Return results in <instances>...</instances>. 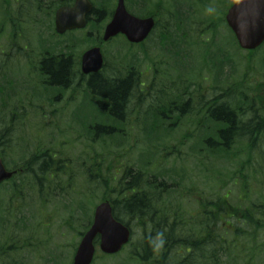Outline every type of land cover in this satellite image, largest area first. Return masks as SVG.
Wrapping results in <instances>:
<instances>
[{
	"label": "rangeland",
	"instance_id": "rangeland-1",
	"mask_svg": "<svg viewBox=\"0 0 264 264\" xmlns=\"http://www.w3.org/2000/svg\"><path fill=\"white\" fill-rule=\"evenodd\" d=\"M16 1L0 0V135L4 133L0 148L8 168H24L26 172L0 187V227L3 228L0 264H72L79 234L88 227L95 207L109 200L107 188L100 186L89 172L92 176H105L109 189L115 191L114 197L123 198L132 191L121 189L117 180L130 167L133 171L123 176L124 184L131 181V176L141 174L140 183L142 179L152 183L154 189L149 191L155 196L152 202L162 210L178 202L194 215L200 211L199 198L214 200L226 194L237 206L245 183L255 189L252 197L257 196L264 203L263 176L252 173L261 159L257 153L246 152V141L230 150L234 158L216 162L207 152L205 140L203 143L202 138L198 139L202 129L197 124L201 119L206 120L203 113L167 114L163 119H159L162 111L150 113L152 107L162 105L163 98L175 97L180 105L196 106L197 100L194 98L190 104L189 99L197 88L201 89L196 94L200 99L228 87L233 90L228 92L238 100L242 90H246L249 98L258 97V104L264 107V64L261 65L264 46L249 55L240 51L224 21L226 7L235 0H148L146 11L157 13L160 21L151 41L131 47L118 36L102 46L105 75L113 76L119 70L135 66L138 80L145 84L138 85L122 121L105 119L114 131L103 136L101 133L96 136L92 129L96 122H103L87 98L86 80L82 81L76 73L79 74L80 66L76 64L73 68L77 76L69 90L43 86L38 67L46 58L58 60L68 53L77 59L91 47L90 42L83 40L96 26L57 36L51 8L38 12L32 3L29 15L18 18L24 24L29 53V58L24 59L9 42L12 39L9 22L16 18L12 13ZM18 1L24 2L26 12L28 1ZM49 1L48 5L53 6L54 0ZM10 2H14L12 7ZM115 2L109 0V12ZM174 12L185 30L180 37L173 33L164 48L160 33L165 25L169 33L172 31L168 20ZM96 36L98 33L92 40ZM206 45L210 50L205 49ZM207 51L215 56L214 60L217 56L228 59L222 73L218 74L208 64ZM147 113L150 114L146 116ZM8 129L11 131L7 132ZM146 129L151 135H145ZM45 154L52 158L51 166L43 176L31 174ZM61 159L66 174L57 172L52 177L48 173L57 171ZM246 160L250 162L246 164ZM150 174L160 178L154 182ZM37 176L42 177L40 181ZM176 184L181 188L176 189ZM127 222L133 231L131 245L112 257L98 251L94 264H142L143 260L133 250L143 235L145 238V220ZM148 238L149 257L155 260L160 255L152 237ZM236 249L235 255L241 254L244 259H225L229 264H248L245 259L251 257V264H264V256L251 255L248 244ZM165 260L170 262L169 256Z\"/></svg>",
	"mask_w": 264,
	"mask_h": 264
},
{
	"label": "trees",
	"instance_id": "trees-1",
	"mask_svg": "<svg viewBox=\"0 0 264 264\" xmlns=\"http://www.w3.org/2000/svg\"><path fill=\"white\" fill-rule=\"evenodd\" d=\"M69 4V2L66 3L65 1L61 3V5ZM146 4L147 0H143L141 6L144 8ZM95 5L96 9L93 14L99 16L103 22L112 16L111 12L108 11L109 0L96 1ZM130 9H132L131 4ZM135 13L142 14L139 11ZM139 14L136 15L141 16ZM178 26L179 31L183 30L180 23H178ZM95 28L98 30V36L94 40H92L91 36H86V40L85 38L83 40V42H90L92 44L91 47L101 45L100 31L102 26L99 25V27ZM181 35L182 33L177 35V37ZM170 37L172 35L160 34V39L163 40V47H166L171 41ZM129 46L135 47L134 45ZM205 49L210 50L209 46ZM206 55L208 56L207 62L211 64V68L215 69L218 74L222 73L223 66L228 59L217 56L218 58L214 60L215 56H211V51H207ZM76 64L79 67L80 56L76 59L73 54L69 53L58 58V61L54 57L45 59L41 68V83L49 89L61 88L62 90H69L77 75L82 81L86 80L85 90L87 98L97 118L104 122L103 124L96 122L92 129L94 133L96 132V136H99L100 133L102 136L111 135L114 127L106 125L105 119L113 121H122L124 119L132 96L138 85L141 84L138 80L139 73L136 72L138 68L130 66L123 71L119 70L116 75L107 76L104 74L105 65L99 74L86 77L81 71L79 74L76 72L77 75L73 72ZM262 64H264V54L261 59ZM197 89L201 92L200 88ZM197 89L194 90L195 92L192 91L194 93L189 99L191 104L195 98L197 100L196 106H181L179 99L175 97L170 99L163 98L162 105L158 108L152 107L150 113L162 111L163 116L159 117L161 119L165 118L167 114H177V112H180V114L195 112L198 116L203 113L206 120L201 124L202 131L200 130L201 134L198 139L202 138L203 143L205 140L206 150L213 155L216 162H219V159L229 161L232 157L234 158L235 154L230 152V150L236 145L243 146V142L246 141V152L250 154L257 153L261 159L258 168L250 166L253 167L252 173H256V177L260 173L264 180V107L258 104L259 98H249L246 95V90H242L243 92L236 100L232 92H228L233 90L225 87L220 93L212 94V92L204 95L206 96L205 98L200 99L196 98ZM142 99L140 98L139 100ZM149 114L147 113L146 116ZM144 132L145 135H151V131L148 129ZM3 135L1 134L0 138ZM3 142V139H1L0 144H4ZM259 146L260 148L257 149ZM198 154L200 153L198 152ZM46 156L47 159L45 157V160L43 159L44 161L39 164L38 169L31 174L43 176L46 173V169L51 166L50 157L49 155ZM245 162L247 164L250 160ZM65 169V162L62 159L61 161L59 160L58 173L66 174ZM132 171L133 169L128 167L117 180L121 189L127 188L132 191L130 195L123 198L114 197L115 191L109 189V180L107 181L105 176L97 177L96 175L92 176L91 172L89 173L95 181L98 180L97 182H99L100 186L107 188L105 189L107 198L111 201L115 216L119 221L128 225V220L144 218L145 221L149 220L147 230L153 233L157 230L159 239L163 241L159 243V246L161 252L162 250L164 252L160 261L156 259L157 262L162 264H229L225 259L230 261L234 260V258L242 257L241 254L235 255L236 250H238L236 248L245 244L249 245L251 255L264 256V203H261L257 196L252 197L255 189H250L247 183L243 184L242 194L238 196L240 205L232 204L228 199V194L214 200L201 197L198 199L200 211L192 215L186 211L184 204L181 206L178 202L168 204L164 210L154 204L152 200L155 199V196L153 192L149 193V191L154 189V186L143 179L140 183L141 177L139 175L141 174L131 176V181L124 184L123 176H127ZM203 171L206 172L205 169ZM109 172H111V169ZM108 174L109 176H115L112 173ZM40 178L42 177H39V181ZM151 178L156 182V178L160 177L152 176ZM165 183L166 181H162V184ZM178 187H180V184H176V189ZM261 237H263V240H261ZM150 253L151 249L148 248L147 256L143 257L144 261L151 260L149 257ZM166 256H169L170 262L165 260ZM251 258L245 259L248 264H251Z\"/></svg>",
	"mask_w": 264,
	"mask_h": 264
},
{
	"label": "water",
	"instance_id": "water-1",
	"mask_svg": "<svg viewBox=\"0 0 264 264\" xmlns=\"http://www.w3.org/2000/svg\"><path fill=\"white\" fill-rule=\"evenodd\" d=\"M93 11L89 0H76L73 7H61L56 16V30L63 35L67 31L83 29L87 16ZM226 22L232 29L240 47L247 51L256 50L264 44V0H240L228 11ZM155 26L153 18L141 19L127 11L124 0H119L111 22L105 28V42L122 34L132 44H140L147 39ZM104 66V58L99 47L86 51L81 60L84 75L98 74ZM13 172H8L0 157V183L10 180ZM100 235V248L105 254H115L129 242L130 231L113 217L112 206L101 203L95 211L94 223L84 236L76 253L74 264H91L95 254L94 240Z\"/></svg>",
	"mask_w": 264,
	"mask_h": 264
},
{
	"label": "flooded vegetation",
	"instance_id": "flooded-vegetation-1",
	"mask_svg": "<svg viewBox=\"0 0 264 264\" xmlns=\"http://www.w3.org/2000/svg\"><path fill=\"white\" fill-rule=\"evenodd\" d=\"M28 1V6H27V11L26 12H24L25 11V9H26V6L24 5V2L22 3V2H19L18 0L15 2L16 3V7L15 8H13L14 9V11H12V13L14 14H16V18L14 17V20H15V23L13 24V23H11V22H9V24L11 25V28H10V32H11V36H12V39L10 38L9 39V42H10V47L12 48V49H15V50H17V51H20V53H21V55H22V57L24 58V59H27V58H29V53L26 51L27 50V46H26V36H25V33H24V30H23V25L24 24H22V21H19L18 20V18L19 17H22V16H24L23 18H26L25 17V15H29V13L32 11L31 10V6H33L32 5V3L33 4H36V6H34L35 8H36V10L38 11V12H43L44 13V11H46V9L49 7V8H53V12H54V14H53V16H52V19L54 20V25H55V22H56V16H57V13H58V0H54V2H53V4H54V6L52 7H50L48 4L50 3V1L49 0H27ZM125 2H126V0H125ZM117 3H118V0H117ZM132 4V6L135 8V9H137L135 6H139V4L137 5V4H134L133 5V3L132 2H130V1H127L126 2V4ZM10 4H11V7H12V5L14 4V2H10ZM140 7H141V4H140ZM113 8V7H112ZM110 9V11L112 12H114V9ZM107 13H108V11H107ZM106 13V14H107ZM94 15V14H93ZM93 15H91V16H87V21H88V23H92L93 21H100L101 19L99 18V16H93ZM19 22H18V21ZM27 20V19H26ZM26 23V22H25ZM1 37H2V35L0 34V40H1ZM44 61V60H43ZM41 62V65H43V63L44 62ZM39 66H40V64H39ZM11 131V129H8L7 130V132H10ZM14 131V130H13ZM57 172H58V168H57ZM144 225H146L147 226V223H145ZM159 233H157V230H156V232L155 233H153L152 234V238L154 239V241H155V243H159V235H158Z\"/></svg>",
	"mask_w": 264,
	"mask_h": 264
}]
</instances>
